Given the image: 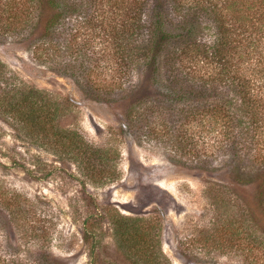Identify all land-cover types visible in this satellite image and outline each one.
<instances>
[{"label": "trees", "instance_id": "16d2710c", "mask_svg": "<svg viewBox=\"0 0 264 264\" xmlns=\"http://www.w3.org/2000/svg\"><path fill=\"white\" fill-rule=\"evenodd\" d=\"M0 24L26 30L36 59L68 74L88 97L116 105L121 131L138 143L153 140L173 162L255 184L254 196L240 199L243 218L235 229L230 198L209 182L205 192L221 222L211 235L236 232L264 247L249 231L264 221V0H0ZM79 45L88 52L82 60ZM1 95L3 112L41 146L74 160L93 182L116 177L115 148L60 128L59 102L33 87ZM152 220L119 214L113 221L117 247L134 264H170L154 249ZM42 221L28 197L0 187V229L7 226L9 241L17 234L44 242L49 230ZM88 230L85 221V240ZM37 250L25 257L31 264H59ZM14 254L0 252V264L25 262Z\"/></svg>", "mask_w": 264, "mask_h": 264}, {"label": "rangeland", "instance_id": "374dc122", "mask_svg": "<svg viewBox=\"0 0 264 264\" xmlns=\"http://www.w3.org/2000/svg\"><path fill=\"white\" fill-rule=\"evenodd\" d=\"M26 37V30H6L0 24V101L5 89L37 88L59 102L60 128L77 130L92 146L115 148L117 174L112 180L93 182L74 160L41 146L0 106V187L28 197L49 230L38 245L16 239L17 234L10 242L6 226L0 229L1 253L12 250L13 256L25 259L23 264H31L25 257L35 249L47 250L59 264H134L115 240L113 221L121 214L153 219L154 249L170 264H264L258 249L264 250L263 245L247 243L236 232L232 238L211 235L221 222L205 192L214 182L217 192L230 198L238 229L243 218L240 199H251L255 184L240 185L221 170L202 171L173 162L153 140L138 143L121 131L123 118L116 105L88 97L68 74L36 59ZM79 50L78 58L85 59L82 54L88 52ZM63 58L72 63V55ZM85 221L90 233L86 240ZM252 229V235L264 239V221Z\"/></svg>", "mask_w": 264, "mask_h": 264}]
</instances>
